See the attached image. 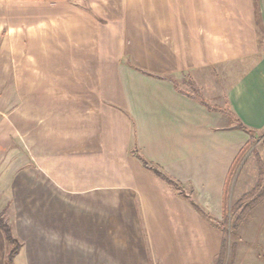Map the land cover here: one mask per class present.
Listing matches in <instances>:
<instances>
[{
  "label": "crops",
  "instance_id": "0c3cea01",
  "mask_svg": "<svg viewBox=\"0 0 264 264\" xmlns=\"http://www.w3.org/2000/svg\"><path fill=\"white\" fill-rule=\"evenodd\" d=\"M166 78L263 133L264 0H0L13 264L215 261L222 229L190 201L228 219L229 171L250 137ZM8 250L0 230V264Z\"/></svg>",
  "mask_w": 264,
  "mask_h": 264
},
{
  "label": "rangeland",
  "instance_id": "374dc122",
  "mask_svg": "<svg viewBox=\"0 0 264 264\" xmlns=\"http://www.w3.org/2000/svg\"><path fill=\"white\" fill-rule=\"evenodd\" d=\"M250 147L246 156L237 162L228 182L226 193L229 207H233L239 197L255 188L259 181L264 183V132L253 140ZM231 216L222 222V238L227 244L225 264L229 261L232 244L235 245L234 264H264V199L246 216L237 230L229 229Z\"/></svg>",
  "mask_w": 264,
  "mask_h": 264
},
{
  "label": "trees",
  "instance_id": "16d2710c",
  "mask_svg": "<svg viewBox=\"0 0 264 264\" xmlns=\"http://www.w3.org/2000/svg\"><path fill=\"white\" fill-rule=\"evenodd\" d=\"M166 80L171 81L175 85V89L179 91L181 94L184 96L194 100L198 104L204 106L208 111L211 112H217L220 113L226 117H228L232 124L234 125L235 129L241 130L245 133H247L250 137V140L248 143L240 150L238 156L236 159L233 161V164L231 166V169L229 171V176H228V181H227V187L226 190L228 189V182L232 176V172L237 164V162L245 155V153L250 149L251 143L253 140H255L257 137H259V133L256 132L255 130L246 128L232 113L230 110L229 106L226 105L225 107L221 108L216 105L210 104L202 95L199 89L195 88L191 82V80L188 78L187 81L185 82L187 87H189L192 91L191 94L180 91L176 85V82L171 80L170 78H166ZM137 158L141 162L142 166L148 170L151 171L155 176L163 180L165 183H167L169 186H171L174 190L179 192V194L184 196V190L183 188L176 183L175 181L171 180L167 176L164 175V173L152 164L151 162H148L147 160L143 159L142 157L137 155ZM264 199V183L262 184V181H259L257 183V186L253 188L250 192L242 195L239 197V199L236 200V202L233 204V207L230 209V214L232 215L229 219V229L231 230H237L239 226L243 223L244 219L246 216ZM191 206L200 212L202 216L205 217L208 221L216 224L217 226H220L222 229V224H219L215 219L211 218L208 214L204 213L195 203L190 201ZM238 211L237 213L235 211ZM234 213V215H233ZM233 218V219H232ZM0 230L2 231L5 241L7 245L9 246V250L6 255V264H13L14 258L19 252L20 245L18 241L12 236L11 229L8 226V224L5 223V221L2 219L0 215ZM223 230V229H222ZM226 255H227V244L226 240L223 238L221 242V248L219 251V254L217 255L215 261L213 264H225L226 261ZM235 259V245L230 246V257L229 261L227 264H234Z\"/></svg>",
  "mask_w": 264,
  "mask_h": 264
}]
</instances>
